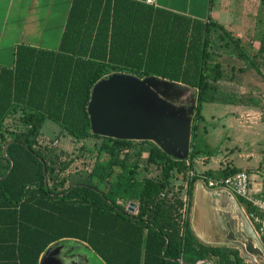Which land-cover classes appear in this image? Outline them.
I'll use <instances>...</instances> for the list:
<instances>
[{
  "label": "trees",
  "instance_id": "trees-1",
  "mask_svg": "<svg viewBox=\"0 0 264 264\" xmlns=\"http://www.w3.org/2000/svg\"><path fill=\"white\" fill-rule=\"evenodd\" d=\"M218 39L221 48L234 44L241 49L239 41L213 21L192 19L139 0H74L58 50L22 45L14 66L0 67V197L4 206L19 208L20 264H39L50 246L71 240L87 244L106 264H197L201 260L246 264L239 249L205 245L189 225L182 231L177 221L180 202L175 197L159 200L163 192L172 190V179L184 177L200 155L204 104L216 102L215 84L223 77L221 64L213 63ZM260 53H264V40ZM240 56L264 78L255 59L244 51ZM119 73L156 77L196 91L188 160L168 155L151 141L92 133L88 113L92 90L101 79ZM18 110L24 113L21 121L26 128L9 132L8 140L5 123ZM47 120L77 140H103L85 182L65 188L67 179L58 182L57 161L47 156L51 151L45 154L35 146ZM138 143L151 148L149 159L122 161L119 151ZM118 167L122 171L114 177ZM239 172L226 168L220 177ZM120 201L140 203L139 214H130Z\"/></svg>",
  "mask_w": 264,
  "mask_h": 264
},
{
  "label": "crops",
  "instance_id": "crops-1",
  "mask_svg": "<svg viewBox=\"0 0 264 264\" xmlns=\"http://www.w3.org/2000/svg\"><path fill=\"white\" fill-rule=\"evenodd\" d=\"M73 1L74 0H0V67L10 68L14 66L17 49L22 45L30 46L36 49L52 51L58 50L65 31L69 14L73 6ZM139 1L146 4L144 0ZM154 1V8L167 10L169 12L181 14L192 19L201 20L203 22L213 21L217 24H220L235 38V40L239 41V45L241 47L240 50L234 44H231L229 47V49L231 47H234L232 50L226 49L225 47L221 48L220 46L219 48L221 51H218L216 49V56L214 57L213 63L221 64L223 70V77L219 82L215 84V86L218 88V91L216 92V102L204 104V106L206 104L225 105L227 109L224 110V115L219 118L218 122L220 124L218 126L222 125L224 130L228 129L232 131L234 129L233 126L235 124L231 118H228L229 114L227 113H231L232 111L237 110L235 106L236 104L233 100L239 97L237 95L240 93L239 89H247L248 87L247 83L242 81H247V78H242L241 76H237V74L249 76V74L252 73V75H250L252 77H254L255 74V72L253 71L254 68L248 67L243 58L240 56L241 51H244L257 62H260L262 68L264 66V61H262V58H260V51L262 49V41L260 39V27L262 24H260L258 20L260 14H264V0H219V2H217L220 3L218 7H216V4L213 0H211L210 5H208L209 0ZM215 7L217 10V14L214 13ZM206 12H208L209 14H206ZM232 17H234V19H232ZM220 32L223 31L218 30L217 33ZM222 44L225 45L226 41ZM225 49L227 51L226 53L223 52ZM260 63H258L259 66ZM255 71L259 73L257 70ZM255 88L256 87H254V89ZM23 114L24 113L22 110H18L15 111L12 115H10V117L6 120L5 130L8 129L13 132L16 131L17 128L23 129L24 124L21 121V116ZM194 115L192 117V126ZM203 117L204 123H207V119L204 115V112ZM58 138L60 139L58 140ZM37 139L39 141H42V143L50 142L51 144L53 142L56 145H48V147H59L60 149L64 150H70L71 146L68 143L69 141H76L78 145L85 146L86 143L91 142L93 139L97 140V138L77 140L68 135L67 133H63L61 128L50 120H47L45 123H43L41 128V134ZM8 140H11V138L8 137ZM191 140L192 131L190 139V153ZM203 141V138H201L200 142H198L200 155H198L191 162V167L193 169H190V171H194L199 174L211 173L214 175L213 177L215 178H222L220 177V173L226 168L238 170L250 169L249 167L242 166V163L247 162V160L236 161L235 158L231 160V158L233 157H231L229 159L230 161L228 162L220 160V153H212L210 151L209 145L204 143L206 141ZM129 150L130 149H127L128 152ZM91 152L92 151L86 150V155L83 156L84 159L80 160L81 164L79 163L77 165V167H81L80 165L86 162L90 163L91 165L87 169L88 175L93 172V169L98 161V158L94 157L93 153ZM91 160L93 162H91ZM188 164L190 165L189 161ZM72 167L73 165H70V167L65 171L67 172L68 176L70 175L69 170ZM180 177V181H176V178L172 179V189L174 188L173 186H175L174 181L178 183L176 184L177 194H174V192L170 190L168 198L175 197L177 199V195H180L182 201H188L190 205V218L188 222L184 225V228L182 223H179V218L177 219V221L179 225L182 226V231L185 230L186 225H189L197 239L203 244L209 245L196 234L193 226L194 213L196 207L197 184H191L187 181V173L184 175V177ZM66 179L67 181L69 180L68 177ZM206 190L209 192H214L209 190L208 188H206ZM253 190L256 193L264 192L263 181H258V176L255 177L254 175ZM222 194V198L224 200L223 204H232L235 209L244 208L240 199L236 201L235 199L231 198V196H234L233 194L229 192H225ZM3 201L4 199L0 197V264H20V261L17 258L19 252L17 249L18 236L21 234L18 219L19 208L17 206H4ZM119 204L130 214L134 216H137L139 214L140 203H125L120 201ZM56 244H65L66 246L77 248L75 254H79L84 257L83 260L80 261V264H92V260L90 258L91 254L95 255V257L101 264H106L85 243H80L78 241L71 240L66 241L65 243ZM217 247H229L240 249L237 246L231 245H221ZM46 252L42 254L39 264Z\"/></svg>",
  "mask_w": 264,
  "mask_h": 264
},
{
  "label": "water",
  "instance_id": "water-1",
  "mask_svg": "<svg viewBox=\"0 0 264 264\" xmlns=\"http://www.w3.org/2000/svg\"><path fill=\"white\" fill-rule=\"evenodd\" d=\"M189 93H193L189 87L156 77L140 79L120 73L107 76L92 90L88 106L92 133L124 141H152L168 155L186 160L195 113L194 108L182 105L189 100ZM190 100L195 103L196 97ZM222 196L221 192L207 191L201 182L197 184L193 220L196 234L211 246H237L258 264H264L260 240L255 233H246L239 208L223 204ZM76 250L55 244L40 264H80L84 257L75 254Z\"/></svg>",
  "mask_w": 264,
  "mask_h": 264
},
{
  "label": "rangeland",
  "instance_id": "rangeland-1",
  "mask_svg": "<svg viewBox=\"0 0 264 264\" xmlns=\"http://www.w3.org/2000/svg\"><path fill=\"white\" fill-rule=\"evenodd\" d=\"M216 4V7L220 3L219 0H213ZM211 0H209L210 5ZM216 7L214 8V13L217 14ZM221 12V11H220ZM206 14H209L206 12ZM221 14V13H220ZM227 14V13H224ZM235 14V13H233ZM234 19V17H232ZM259 23L261 25V33H260V39L261 41L264 40V14H260L259 17ZM221 33V32H220ZM217 33V34H220ZM222 34V33H221ZM218 37V36H217ZM216 49L218 51H221L219 46L222 42L220 39L216 40ZM234 47H231L229 50H232ZM223 52H227L226 49ZM262 61H264V53H261ZM261 61V62H262ZM260 63V62H258ZM261 66V63H260ZM259 66V67H260ZM262 69V73L264 74V66L260 67ZM256 69H253L255 72L254 77L250 76L252 75H243V74H237V76H241L242 78H247V81L242 80L243 82H246L248 87L247 89H239V94H237L239 97L235 98L233 101L236 104V111H232L229 114L228 118H231L234 122L233 130H224L223 126H218L220 123L218 122L219 118H221L224 115V110H226V106L222 104H206L204 106V115L206 116L207 123H202L200 125L199 130V136L200 138H203L205 144L209 145L210 151L212 153L219 152L221 155L222 161L228 162L231 157L232 159H236V161L244 160L247 162L242 163V166L249 167L250 169L241 170V171H248L255 177L258 176V181L261 180L264 183V79L260 73H257L255 71ZM246 76V77H245ZM263 80V81H262ZM259 81V82H258ZM262 82V83H261ZM254 87H256L254 89ZM193 93H189V100L185 101L182 105L189 108H194L196 111L197 108V93L192 90ZM193 96L196 97V102L192 103L190 98ZM26 127H23V130H25ZM47 129V128H45ZM22 129L17 128L16 131L11 132L10 130H6L7 137L11 138L12 136L9 135L10 133L14 132H20ZM48 131V130H46ZM39 138V136L37 137ZM108 138V137H107ZM60 138H58L59 140ZM99 140V141H98ZM35 146L37 149H41L42 152L45 154H48V152L51 151L49 158H52V160L57 161V174L59 175L58 182L65 180L68 177L69 180L65 182V188L69 187L71 184H76L79 182H85L86 179H88V173L87 169L91 165L90 163H84L80 165L81 167H77V165L80 163V160L84 159V155H86V150L92 151L94 157L99 158L100 154V146L103 144L102 139H93L91 142L86 143L85 146L78 145L76 141H69V145L71 146L70 150H64L60 149L59 147H48L45 146V143H42V141H39L36 139ZM136 142H144V141H136ZM152 142V141H151ZM53 142L51 143V145ZM155 144V143H154ZM54 146V145H52ZM158 146V145H157ZM145 147V148H144ZM203 147V146H202ZM130 148V147H129ZM151 148L149 146H143L141 144L134 145V148H131L129 152L126 148H122L119 151V157L122 159V161L127 162L130 160L138 159L139 156H142L141 159L148 160L150 157V151ZM84 151V152H83ZM54 155H51V154ZM88 154V153H87ZM57 156V157H56ZM91 162H93L91 160ZM71 164L73 167L69 170L70 177L68 176L67 172H61V168L66 165ZM81 164V163H80ZM122 171L121 167L116 168L114 177H117L118 174ZM255 180V179H254ZM176 181H180V179H177ZM174 188L172 191L174 194H177L176 191V183L174 181ZM221 193H225L224 191H218ZM233 198L238 201V197L233 196ZM177 199L180 202V207L183 204V201L180 198V195H177ZM160 201L162 200H169L172 201L171 198H160ZM126 205V204H125ZM240 217L244 220V229L247 234L254 235V231L251 228V225L249 224L245 214L243 213L242 208L238 209ZM179 216L177 215V219ZM236 225V223H233ZM260 245L264 250V243L260 240ZM241 252V255L245 261L246 264H258L254 258L250 257L248 254H246L243 249H239ZM90 258L92 260V264H101L95 255H90Z\"/></svg>",
  "mask_w": 264,
  "mask_h": 264
},
{
  "label": "built area",
  "instance_id": "built-area-1",
  "mask_svg": "<svg viewBox=\"0 0 264 264\" xmlns=\"http://www.w3.org/2000/svg\"><path fill=\"white\" fill-rule=\"evenodd\" d=\"M148 5H155L154 0H144ZM45 146L56 144L45 143ZM195 181V184L203 183L206 188L211 191H224L233 194L243 200L249 207L244 206L243 213L245 214L249 224L254 230L259 240L264 239V192H254L253 190V175L248 171H241L229 177L215 178L207 174H199L194 171L187 173V181ZM169 191L161 194L160 198H167ZM135 214V213H134ZM179 222L184 226L190 218V205L188 201H183V204L178 209ZM197 264H214L208 260H201Z\"/></svg>",
  "mask_w": 264,
  "mask_h": 264
},
{
  "label": "flooded vegetation",
  "instance_id": "flooded-vegetation-1",
  "mask_svg": "<svg viewBox=\"0 0 264 264\" xmlns=\"http://www.w3.org/2000/svg\"><path fill=\"white\" fill-rule=\"evenodd\" d=\"M75 253V252H74Z\"/></svg>",
  "mask_w": 264,
  "mask_h": 264
}]
</instances>
